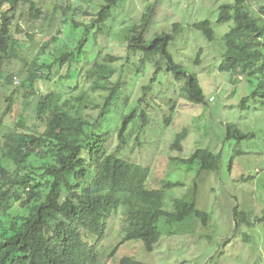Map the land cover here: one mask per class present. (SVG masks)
<instances>
[{
    "label": "rangeland",
    "instance_id": "1",
    "mask_svg": "<svg viewBox=\"0 0 264 264\" xmlns=\"http://www.w3.org/2000/svg\"><path fill=\"white\" fill-rule=\"evenodd\" d=\"M31 1L39 14L32 15L29 4H20L15 12H9L8 6L0 10V16L6 13L12 17L10 30L18 51L17 60L4 66L3 77L8 81L0 82V119L9 105L8 99L14 102L11 111L2 117L1 134L11 132L21 116L28 119L32 115L38 96L28 95L30 90L24 82L36 59L46 58L55 49L73 50L81 34L75 37L70 24H88L101 2ZM234 3L235 0H124L107 24L110 34L100 56L116 71L124 67L120 82L125 84L105 114L104 129L110 133L108 151L118 152L125 160L146 169L147 188L178 184L165 189V212L172 213L175 202L185 200L195 201L196 210L208 215L205 224L194 216L182 223H169L161 218L158 228L162 237L152 253H147L140 243L130 242L119 249V257H131L141 264H264V79H240L219 71L226 50L224 37L234 26L233 22L219 24V18L222 9ZM246 6L253 14H260L264 0H247ZM148 11L146 44L156 36L171 34L173 25L181 26L167 51L175 64L197 78L203 103L188 102L182 96L183 84L175 82L165 68L155 74L153 63H149L138 72L141 55L128 57L126 39ZM205 21L214 32L212 41L195 28ZM200 52L201 61L196 65ZM92 58L87 54L84 62L71 70L88 69ZM53 72L58 73L55 69ZM66 72L63 69L58 74ZM59 88L54 82H37L40 95L57 92ZM81 94L89 97L90 104L98 106L104 104L108 95L103 91L92 92L90 83L80 79L78 87L66 92L63 98H77ZM246 98L248 101L243 103ZM88 113L93 118L97 112L90 106ZM143 113L148 123L141 129ZM129 116L134 117L129 123L126 143L116 151L119 147L116 130L121 119ZM184 129L188 137L182 144V152L173 151L171 146ZM197 150L220 155L216 172H200L196 167L189 169L179 163ZM123 218L121 212L107 217L100 264L123 240Z\"/></svg>",
    "mask_w": 264,
    "mask_h": 264
},
{
    "label": "trees",
    "instance_id": "2",
    "mask_svg": "<svg viewBox=\"0 0 264 264\" xmlns=\"http://www.w3.org/2000/svg\"><path fill=\"white\" fill-rule=\"evenodd\" d=\"M123 1L101 0L88 24L72 22L70 27L75 37L81 34L73 50L55 49L46 58L36 59L24 82L30 90L28 95L38 96L31 117L21 116L9 133L1 134L0 130V264H100L107 217L119 212L124 217V237L104 264H141L131 257H119V249L137 242L147 253H152L162 237L158 228L161 218L169 223H182L194 216L203 224L208 222V215L196 210L195 201H176L175 210L165 212V189L178 184L147 188L146 169L125 160L118 152L108 151L110 133L104 129L105 114L117 92L125 86L120 82L124 67L114 70L102 60L100 53L110 34L107 24ZM246 2L235 0L232 7L222 9L219 24L233 22L234 26L224 37L226 50L219 71L240 79L260 80L264 79V7L260 14L254 15ZM20 4H29L30 13L39 14L31 0H0V10L8 6L9 12H15ZM149 16L150 11L127 37L128 57L141 55L138 72L149 63H153L155 74L165 68L175 82L183 84L182 96L188 102L203 103L204 95L197 78L175 64L167 51L181 32V26L173 25L171 34L156 36L146 44L144 34ZM0 17V82L3 83L8 81L3 77L4 66L17 60L18 51L10 30L12 17L6 13ZM195 28L209 41L213 40L209 22H201ZM89 53L93 58L88 69L71 70L82 64ZM201 54L197 55L196 65L200 64ZM54 69L58 73L63 69L67 72L57 76ZM80 79L90 83L92 92H107L102 106L90 104L85 94L63 98L66 92L78 87ZM39 80L54 82L60 88L40 95ZM8 102L2 117L14 104L11 98ZM90 106L97 112L96 117L88 113ZM133 117L121 119L116 130L119 142L116 151L125 145ZM140 119L144 129L148 117L143 113ZM231 136L228 129V138ZM187 137L188 131L184 129L176 136L171 149L182 152ZM179 163L189 169L196 167L200 172H216L220 155L197 150Z\"/></svg>",
    "mask_w": 264,
    "mask_h": 264
}]
</instances>
